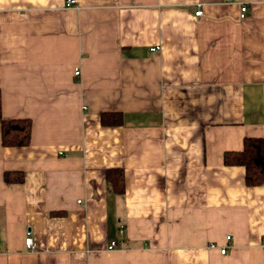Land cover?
<instances>
[{
	"label": "crops",
	"instance_id": "crops-1",
	"mask_svg": "<svg viewBox=\"0 0 264 264\" xmlns=\"http://www.w3.org/2000/svg\"><path fill=\"white\" fill-rule=\"evenodd\" d=\"M63 1L0 0V115L30 122L0 264H264V182L221 159L264 145V0Z\"/></svg>",
	"mask_w": 264,
	"mask_h": 264
},
{
	"label": "trees",
	"instance_id": "trees-1",
	"mask_svg": "<svg viewBox=\"0 0 264 264\" xmlns=\"http://www.w3.org/2000/svg\"><path fill=\"white\" fill-rule=\"evenodd\" d=\"M99 117L102 124H107ZM30 122L26 118L3 119L0 115V145L1 147H21L28 143ZM241 149L238 151H227L222 153L221 159L224 166L241 167L244 173V184L246 186H258L264 182V145L259 137H244L241 141ZM110 188L115 193H121L122 178L118 171L110 170L105 173ZM18 178L3 177L4 182L19 181Z\"/></svg>",
	"mask_w": 264,
	"mask_h": 264
},
{
	"label": "built area",
	"instance_id": "built-area-1",
	"mask_svg": "<svg viewBox=\"0 0 264 264\" xmlns=\"http://www.w3.org/2000/svg\"><path fill=\"white\" fill-rule=\"evenodd\" d=\"M223 1H224V2H228L229 0H223ZM63 3H64V6H66V7H68V6L74 4V3H73V0H64ZM244 10H245L244 6L241 5L240 3H238V9H237V12H238V17H239V18L243 17L244 12H245ZM193 14H194L195 16L200 15V13H199L198 10H194V11H193ZM150 50H154V49H150ZM76 75H77V71H76V70H73V72H72V76H76ZM121 231H122L121 228H119V229L117 230V234L120 235V234H121ZM23 240H24V241H23L24 248H25L26 250L30 251V250L32 249V243H31V240L29 239L28 236H25ZM224 240L227 241V240H228V237H225ZM115 245H116V242H115L114 240H113V241H110V242L106 245V249H107V250H110V249H112ZM208 247H210V248H215V246H213L212 244H209ZM216 248L218 249L219 254H224L225 251H226V247H225V246H220V247H216Z\"/></svg>",
	"mask_w": 264,
	"mask_h": 264
}]
</instances>
